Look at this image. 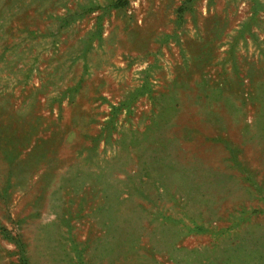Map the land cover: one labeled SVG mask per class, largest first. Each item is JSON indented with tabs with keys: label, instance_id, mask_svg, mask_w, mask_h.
<instances>
[{
	"label": "rangeland",
	"instance_id": "rangeland-1",
	"mask_svg": "<svg viewBox=\"0 0 264 264\" xmlns=\"http://www.w3.org/2000/svg\"><path fill=\"white\" fill-rule=\"evenodd\" d=\"M264 264V0H0V264Z\"/></svg>",
	"mask_w": 264,
	"mask_h": 264
},
{
	"label": "trees",
	"instance_id": "trees-1",
	"mask_svg": "<svg viewBox=\"0 0 264 264\" xmlns=\"http://www.w3.org/2000/svg\"><path fill=\"white\" fill-rule=\"evenodd\" d=\"M20 264H27V261L25 260V258H20Z\"/></svg>",
	"mask_w": 264,
	"mask_h": 264
}]
</instances>
